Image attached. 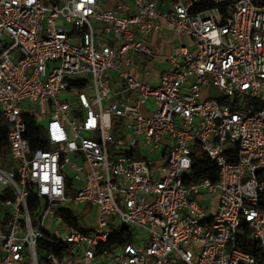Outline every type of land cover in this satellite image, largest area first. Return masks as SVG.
I'll return each instance as SVG.
<instances>
[{"label": "built area", "instance_id": "built-area-1", "mask_svg": "<svg viewBox=\"0 0 264 264\" xmlns=\"http://www.w3.org/2000/svg\"><path fill=\"white\" fill-rule=\"evenodd\" d=\"M130 2L121 17L99 0H0V120L16 165L0 163V264H264V0ZM163 29L178 46L152 86L135 56ZM23 115L47 149H31ZM203 156L214 182L190 177ZM69 205L96 216L85 225ZM121 225L131 243L106 247ZM44 236L67 249L38 253Z\"/></svg>", "mask_w": 264, "mask_h": 264}, {"label": "trees", "instance_id": "trees-1", "mask_svg": "<svg viewBox=\"0 0 264 264\" xmlns=\"http://www.w3.org/2000/svg\"><path fill=\"white\" fill-rule=\"evenodd\" d=\"M77 85V84H75ZM23 120L26 126L24 138L27 139L30 143L31 149L41 148L47 149L48 144L45 139L44 131L36 126L35 119L31 115H23ZM113 122V133L114 135H118V131L120 129V119L114 117L112 119ZM8 131V125L5 121L0 120V156L1 153L5 150L7 152V141L6 135ZM190 177L193 180H199L204 177L209 178L211 181H215L217 178V168L215 164L210 161L206 157H200L199 159H195L190 172ZM36 200L33 198H29L27 201V208L31 213L36 207ZM66 220L70 222V214H66ZM133 231L125 226H117L112 229L110 235L108 236L106 247L110 248L117 245H125L129 244L132 241ZM238 247L249 253L253 257H257L258 251L254 245L247 244L245 242L244 235H238L237 240ZM67 249L66 244H62L56 240H52L46 236L42 237L36 244V250L38 253L42 251L53 252L56 256L60 257L62 252ZM44 264V263H39Z\"/></svg>", "mask_w": 264, "mask_h": 264}, {"label": "crops", "instance_id": "crops-1", "mask_svg": "<svg viewBox=\"0 0 264 264\" xmlns=\"http://www.w3.org/2000/svg\"><path fill=\"white\" fill-rule=\"evenodd\" d=\"M159 2L163 9H167L171 0H159ZM99 7L102 10L114 11L121 17H127L133 11L130 0H112L110 9H107L106 0H99ZM94 26L96 29L100 28L97 24H94ZM100 38L109 45L113 44L111 38L103 35ZM177 41L176 35L166 29L152 32L145 38L144 42L150 48L152 54L151 56H135V62L138 66L133 72L139 80L149 85L158 83L161 73L169 66L168 57L176 51ZM112 77L116 80L114 74H112Z\"/></svg>", "mask_w": 264, "mask_h": 264}, {"label": "rangeland", "instance_id": "rangeland-1", "mask_svg": "<svg viewBox=\"0 0 264 264\" xmlns=\"http://www.w3.org/2000/svg\"><path fill=\"white\" fill-rule=\"evenodd\" d=\"M107 1V9H110L111 4H112V0H106ZM112 45V44H111ZM16 54H18L16 52ZM152 86H156V84H151ZM24 105L26 106V110H28L29 108L32 110V112H37V107L35 105L33 106H28L27 103H24ZM144 115H147L146 113H144ZM40 123H44V121H40ZM143 155L141 152L137 151L136 152V159H141L143 158ZM0 163L4 166H6L8 169H11L13 171L16 170V165L13 161V159L10 157L9 155V151L7 150V152L4 150L1 153L0 156ZM69 176L72 175L71 171L67 172ZM75 195V192L73 190L68 189L66 192V197L67 198H73ZM71 210L76 211L79 214L80 219L82 220V222L87 225L88 223V218H95L96 216V211L93 207H90L89 205L87 206H83V205H69ZM58 207L56 206L55 209H57ZM90 225V224H88ZM67 230L64 227H58L57 229L55 228V230L50 232V236L51 237H56L58 235L60 236H64L66 235ZM137 234V233H136Z\"/></svg>", "mask_w": 264, "mask_h": 264}]
</instances>
